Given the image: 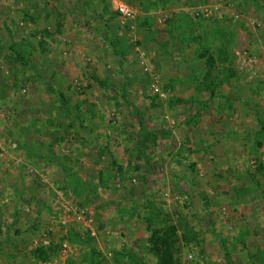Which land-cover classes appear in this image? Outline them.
Returning a JSON list of instances; mask_svg holds the SVG:
<instances>
[{
	"label": "rangeland",
	"instance_id": "374dc122",
	"mask_svg": "<svg viewBox=\"0 0 264 264\" xmlns=\"http://www.w3.org/2000/svg\"><path fill=\"white\" fill-rule=\"evenodd\" d=\"M0 264H264V0H0Z\"/></svg>",
	"mask_w": 264,
	"mask_h": 264
},
{
	"label": "built area",
	"instance_id": "2783aa9c",
	"mask_svg": "<svg viewBox=\"0 0 264 264\" xmlns=\"http://www.w3.org/2000/svg\"><path fill=\"white\" fill-rule=\"evenodd\" d=\"M116 11L120 14L124 20L127 21H135L136 20V12L130 8L128 5L123 3L116 4Z\"/></svg>",
	"mask_w": 264,
	"mask_h": 264
},
{
	"label": "trees",
	"instance_id": "16d2710c",
	"mask_svg": "<svg viewBox=\"0 0 264 264\" xmlns=\"http://www.w3.org/2000/svg\"><path fill=\"white\" fill-rule=\"evenodd\" d=\"M214 60H212V58H209V63H213ZM212 67V66H211Z\"/></svg>",
	"mask_w": 264,
	"mask_h": 264
}]
</instances>
